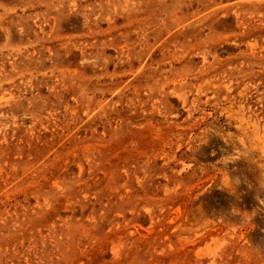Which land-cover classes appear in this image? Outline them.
Listing matches in <instances>:
<instances>
[{
    "label": "rangeland",
    "instance_id": "374dc122",
    "mask_svg": "<svg viewBox=\"0 0 264 264\" xmlns=\"http://www.w3.org/2000/svg\"><path fill=\"white\" fill-rule=\"evenodd\" d=\"M0 264H264V0H0Z\"/></svg>",
    "mask_w": 264,
    "mask_h": 264
}]
</instances>
